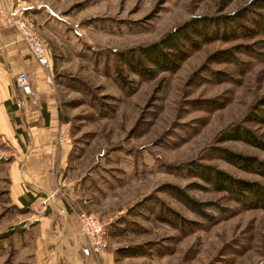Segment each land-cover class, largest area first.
<instances>
[{
  "label": "rangeland",
  "instance_id": "obj_1",
  "mask_svg": "<svg viewBox=\"0 0 264 264\" xmlns=\"http://www.w3.org/2000/svg\"><path fill=\"white\" fill-rule=\"evenodd\" d=\"M46 1L51 31L24 14L56 50L48 84L70 126L72 158L93 178L89 211L119 264H264V208H245L185 173L196 161L264 182L217 150L264 161L263 150L226 138L244 126L264 139V124L247 120L264 97V34L204 43L175 71L152 78L118 59L194 17L228 15L254 0ZM47 31L57 40L49 43ZM5 186L0 181V264H16ZM174 189L201 203L204 215Z\"/></svg>",
  "mask_w": 264,
  "mask_h": 264
},
{
  "label": "crops",
  "instance_id": "obj_2",
  "mask_svg": "<svg viewBox=\"0 0 264 264\" xmlns=\"http://www.w3.org/2000/svg\"><path fill=\"white\" fill-rule=\"evenodd\" d=\"M11 8L31 15L42 32L51 31L52 20L46 0H0V181H5L14 213L9 225L13 260L16 264H119L109 246L97 255L91 253L76 229L75 213H91L93 178L90 171L77 167L72 145L54 144L63 118L46 77L56 65L52 53L56 50L48 44L50 69H42L4 24V11ZM55 36L47 31L45 38L50 43L57 40ZM20 71L27 74L30 95L15 87ZM48 195L43 213L35 215L31 203Z\"/></svg>",
  "mask_w": 264,
  "mask_h": 264
},
{
  "label": "trees",
  "instance_id": "obj_3",
  "mask_svg": "<svg viewBox=\"0 0 264 264\" xmlns=\"http://www.w3.org/2000/svg\"><path fill=\"white\" fill-rule=\"evenodd\" d=\"M264 34V0H254L249 6L228 15L194 17L165 34L158 41L118 56L128 72L139 78H152L158 72H173L188 55L202 44L215 39L229 40L237 37L252 38ZM119 71V70H118ZM120 76V75H119ZM264 97L247 118L250 122L264 124ZM227 139L239 140L264 151V139L253 130L236 126ZM227 163L258 175L264 181V161L241 155L227 149H217ZM185 173L196 177L214 191H224L245 208H264V182L234 178L211 165L189 162ZM176 190V191H175ZM176 195L194 212L202 213V204L177 189Z\"/></svg>",
  "mask_w": 264,
  "mask_h": 264
},
{
  "label": "built area",
  "instance_id": "obj_4",
  "mask_svg": "<svg viewBox=\"0 0 264 264\" xmlns=\"http://www.w3.org/2000/svg\"><path fill=\"white\" fill-rule=\"evenodd\" d=\"M4 24L10 27L17 40L28 50L31 57L44 70L50 69L47 45L45 41L32 29L30 19L25 16L20 9L11 8L4 11ZM49 82L50 77H46ZM15 87L23 94L30 95L31 88L27 74L20 71L15 76ZM54 144L57 147L69 146L71 144L70 126L68 122L60 121L57 124L54 137ZM50 195L31 203V210L35 215H40L44 211V204ZM76 229L85 238L86 245L91 253L97 255L107 248L104 225L92 214L84 211L75 213Z\"/></svg>",
  "mask_w": 264,
  "mask_h": 264
}]
</instances>
